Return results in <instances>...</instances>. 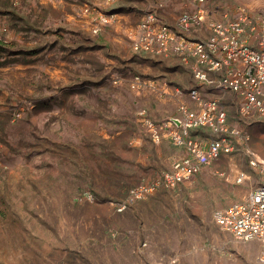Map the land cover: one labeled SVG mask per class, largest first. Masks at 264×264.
Instances as JSON below:
<instances>
[{
  "label": "rangeland",
  "instance_id": "1",
  "mask_svg": "<svg viewBox=\"0 0 264 264\" xmlns=\"http://www.w3.org/2000/svg\"><path fill=\"white\" fill-rule=\"evenodd\" d=\"M99 1L0 0V264H256L260 243L237 239L214 213L264 183L263 119L234 118L257 165L243 148L121 208L176 153L137 111L173 114L197 84L178 57L133 50L144 13L134 6L162 4L174 25L197 1L117 0L113 24L94 33L83 8ZM205 7L208 20L245 9L257 24L264 0Z\"/></svg>",
  "mask_w": 264,
  "mask_h": 264
},
{
  "label": "built area",
  "instance_id": "2",
  "mask_svg": "<svg viewBox=\"0 0 264 264\" xmlns=\"http://www.w3.org/2000/svg\"><path fill=\"white\" fill-rule=\"evenodd\" d=\"M196 1L194 9L184 10L174 25L161 18L162 4L152 5L144 11L133 32L132 47L136 53L176 54L186 61L194 59L197 84L188 91L190 102H182L174 114L160 119L146 107L137 111V122L155 143L168 140L183 150L173 156L171 169L161 177L132 187L122 209L128 201L143 198L158 187H174L207 165L243 148L249 153L251 163L257 165L249 146L251 135L235 123L223 99L216 94H205L203 87L237 93L238 119L264 120V10L257 24L245 9L233 18L208 20L206 0ZM115 2L105 0L103 5L84 6L83 14L94 33L111 24ZM205 23L210 34L194 37ZM134 84H141L140 76H136ZM195 129H206L208 134L198 137ZM244 178L245 175H240L238 181ZM214 218L237 239L258 241L261 249L256 264H264V183L255 186L245 199L218 208Z\"/></svg>",
  "mask_w": 264,
  "mask_h": 264
},
{
  "label": "crops",
  "instance_id": "3",
  "mask_svg": "<svg viewBox=\"0 0 264 264\" xmlns=\"http://www.w3.org/2000/svg\"><path fill=\"white\" fill-rule=\"evenodd\" d=\"M103 2V3H102ZM97 4H99V5H103V4H105V1L104 0H101V1H99V2H96ZM95 2H93V4H96ZM116 5H118V1L116 0V3H115ZM146 5H135L134 6V8H138V9H140L141 11H142V13L148 8L147 6L145 7ZM150 6V5H149ZM195 7V6H194ZM194 7H191V10L192 9H194ZM162 10H163V7H161V8H159V14H160V16H161V18H162ZM187 10H190V9H187ZM208 11V10H207ZM235 16V14L233 13H231V14H225V16H223L222 18H220V19H225V18H233ZM212 18V17H211ZM163 19V18H162ZM214 19H217V18H212V19H209V20H214ZM164 20V19H163ZM86 21H88V19L86 20ZM113 24V22L111 23V24H109L110 26ZM108 25V26H109ZM108 26H106V28L108 27ZM207 27V31H208V34L207 35H205V36H208L209 34H210V29H209V26H208V24L207 23H205L204 24V26L201 28V29H199L197 32H195V34H198V33H200L203 29H204V27ZM103 32V31H102ZM194 34V35H195ZM204 36V37H205ZM163 56H165V57H169V58H171V57H178L179 59H181L184 63H186V64H189L190 66H191V68H192V71H193V65H194V59H192V58H190L189 59V61H186V60H184V59H182L179 55H176V54H170V55H163ZM206 87L207 86H205V87H203V92L206 94ZM209 90H213L214 92H221L222 94H223V96L222 95H219L222 99H223V101H224V103L226 104V106H227V108H228V110H229V112H230V114L232 115V117H237V112H238V108H239V101H240V96L237 94V93H235V92H232V91H221V90H217V89H212V88H209ZM207 95H212V94H207ZM183 102H190V99L188 98L186 101H183ZM178 108V107H177ZM150 110V109H149ZM176 111H177V109H176ZM176 111L175 112H173V114L174 113H176ZM151 112V111H150ZM152 113V112H151ZM152 115L153 116H155L153 113H152ZM166 116H168V115H166ZM166 116H164V117H157V116H155V117H157V118H160V119H162V118H165ZM194 133L198 136V137H202V136H205V135H207L208 134V131L206 130V129H195L194 130ZM164 142H168V143H170L171 145H173L171 142H169L168 140H164L162 143H164ZM173 147H174V149L176 150V153H178V152H182V150L183 149H180L179 147H176V146H174L173 145ZM175 153V154H176ZM174 154V155H175ZM173 155V156H174ZM250 190H246L245 191V194H247L248 192H249Z\"/></svg>",
  "mask_w": 264,
  "mask_h": 264
}]
</instances>
